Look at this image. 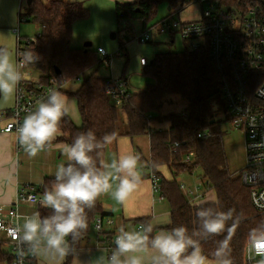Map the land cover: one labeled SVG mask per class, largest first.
Wrapping results in <instances>:
<instances>
[{"label": "trees", "instance_id": "16d2710c", "mask_svg": "<svg viewBox=\"0 0 264 264\" xmlns=\"http://www.w3.org/2000/svg\"><path fill=\"white\" fill-rule=\"evenodd\" d=\"M30 1L24 16L27 22L32 20L41 26L40 33L30 47L37 54L38 60L30 67L39 72L40 81L45 84L55 80L62 87L81 80L78 90L68 93L77 100L81 126H76L68 116L62 118L59 139L71 144L79 132L88 129L95 132L98 139L111 132L117 133L115 139L124 135L131 138L149 137V167L151 172L159 176L160 193L171 207L169 230L180 225L187 227L188 235L200 241L202 254L207 259L216 262L227 259L231 264H245L247 244L264 234V213H259L252 205L250 188L243 184L241 176L232 175L227 168L223 135L219 127L223 122L219 115L225 112V104L208 46L197 51L186 48L179 53L158 54L145 68L154 83L142 92L132 93L119 108L103 91L107 78L98 76L105 59L100 57L98 51L90 48L72 47L73 26L77 21L88 18L90 10L84 3L72 0H48V3L44 0ZM164 3L177 12L190 5L188 0H134L131 4L117 3V23L121 26L122 21L129 23L138 20L147 25L156 21L159 7ZM123 29L132 34L128 26ZM56 70L60 71V75ZM171 96L186 101V109L180 114L161 115L167 98ZM156 122L168 123L169 128H154L152 124ZM200 133L209 136L199 138ZM175 143L180 146L173 153ZM108 146L106 144L89 153L95 167L101 172ZM191 153L194 154L193 162L187 164L184 159ZM71 164L81 172L84 171L75 161ZM163 166L171 171L173 181H168L160 174L158 168ZM196 171L202 173L203 179L214 191L216 203L191 204L186 199L176 178ZM54 183L55 178L46 179L36 192L43 195L45 190L52 189ZM198 208H211L213 213L228 212L231 209V218L225 221V227L219 235H207L205 238L202 221L196 216ZM85 213L87 228L79 230L75 237H66L69 251L64 264H71L74 252L81 249L90 238L96 218H107L100 196L91 209L85 206ZM55 214V210L50 207H40L38 211L41 221ZM136 223L148 228L145 219ZM98 235L107 236L106 241L112 239L110 233ZM222 241L227 245V255L217 257L216 251ZM4 245V242H0V261L8 260L11 263L13 258L4 250ZM190 252L191 248L186 249L184 255ZM28 264H37L36 258H29Z\"/></svg>", "mask_w": 264, "mask_h": 264}, {"label": "built area", "instance_id": "2783aa9c", "mask_svg": "<svg viewBox=\"0 0 264 264\" xmlns=\"http://www.w3.org/2000/svg\"><path fill=\"white\" fill-rule=\"evenodd\" d=\"M190 4L199 3L201 18L195 22H182L176 16L179 12L170 8V14L146 25L143 33L135 39L141 44L152 43L154 35L178 36L188 44L187 48L197 51L208 46L212 66L218 76L221 97L225 104V112L219 115L222 121L229 122L240 131L245 141V166L240 174L242 182L250 188L251 202L259 213H264V0H188ZM20 24L27 22L20 14ZM128 26L121 22V28ZM18 32V30H15ZM18 54L30 49L34 39L22 43L18 37ZM98 53L109 66L112 57L99 48ZM19 55L17 61L19 60ZM141 65L146 67L148 60L141 58ZM28 72L29 78L22 80L16 87V101L11 111L0 112V122H6L2 132L15 137L17 154L25 152L18 143L17 127L29 112L35 111L41 99L53 91H60L55 80L51 84L40 81L31 71L30 65L21 69ZM105 94L117 107L131 97L128 82L121 78H107L103 87ZM209 136L204 133L199 138ZM179 144L172 150L176 153ZM49 149V146H45ZM194 154L187 155L184 162L192 163ZM194 174V173H192ZM149 180L152 190L161 202L164 197L160 193V178L150 172ZM208 187L209 185L206 184ZM201 184L188 187L180 184V189L191 204H199L205 199L206 192ZM42 196L34 186L21 189L17 200L11 208L0 207V234H5L4 244L9 245L10 264H28L29 258H35L30 251L32 244L23 241V228L19 222L27 218L20 214L22 204H33L44 207L40 203ZM9 219L14 220L12 223ZM112 218L98 216L94 230L98 234L105 232V227H113ZM145 226L139 224L141 233ZM67 241V239H66ZM115 244V241H114ZM112 246H108L111 251ZM245 264H264V250L254 247V240L249 241L245 250Z\"/></svg>", "mask_w": 264, "mask_h": 264}, {"label": "clouds", "instance_id": "9594fccd", "mask_svg": "<svg viewBox=\"0 0 264 264\" xmlns=\"http://www.w3.org/2000/svg\"><path fill=\"white\" fill-rule=\"evenodd\" d=\"M19 60L13 62L6 48L0 47V98L7 100L17 85L29 78V73L21 69L36 63L37 54L30 48L19 53ZM75 109V100L69 99L58 90H53L47 99H41L35 111L24 116L22 123L17 127L18 143L30 156L35 157L46 145H51L56 140L62 118L71 116ZM117 136L116 132L106 133L100 139L91 129L79 132L71 144L59 143L56 147L66 155L69 161H75L84 171L81 172L73 164H61L55 172V181L51 190H45L40 203L44 207L55 210V215L39 219L25 220L23 225V241L32 244L31 252L39 254L41 251L47 255L50 264H64L68 255L69 244L66 237L75 235L79 230L87 228L85 206L91 209L96 199L110 190V176L99 171L90 152L111 143ZM140 157L135 154L121 155L119 162L113 161L111 167L119 177V187L112 193L117 202H124L128 195L140 182L137 164ZM211 203L208 201H202ZM196 206V205H193ZM228 212L218 211L213 213L211 208H198L196 216L202 221V228L207 235H219L225 227V221L231 218ZM168 223H171L169 219ZM152 225L145 231L151 233ZM43 233L46 237V247L41 250L38 245V235ZM148 235L125 232L119 230L115 238L114 250L109 264H207V257L202 254L200 241L193 240L188 235V228L180 225L171 231H160L151 238L153 254L148 260L139 255L129 253L144 252L147 249ZM227 245L222 241L216 251L217 257L227 255ZM254 247L264 250V234L255 237ZM191 248L189 255H184L186 249ZM124 259H121V257ZM219 264H231L227 259H220Z\"/></svg>", "mask_w": 264, "mask_h": 264}, {"label": "crops", "instance_id": "0c3cea01", "mask_svg": "<svg viewBox=\"0 0 264 264\" xmlns=\"http://www.w3.org/2000/svg\"><path fill=\"white\" fill-rule=\"evenodd\" d=\"M112 1H115L117 3L120 2L121 4H123L126 2H131L132 0H112ZM82 3H84L85 6L87 7L85 2ZM87 8L89 9V7ZM170 8L171 7H169L168 9L169 12L171 10ZM184 10L185 9L181 10L176 16V18H178L182 22H195L201 18V14H200L199 18L196 19L195 21H185L182 18V14L184 13L183 12ZM156 21L159 20L156 19ZM140 22L142 25V31L137 36H140L143 33L144 29L146 28V24H144V22L142 21ZM128 28H131L130 24ZM131 30L133 33V28H131ZM73 32H74V26H73ZM113 36H115L116 39V35ZM137 36H135V38ZM179 40L182 41L184 46V49L182 51H171V50L166 51V52L179 53L185 51L188 44L178 36L155 34L152 43L166 44L170 48L171 47L174 48ZM72 47H74L73 44ZM90 47H92V45ZM74 48L82 49L80 48V45ZM85 48L87 49V47ZM99 48L101 47H98L97 50ZM166 52H161V53H166ZM140 61H139V65L141 69L145 71V68L150 64V62L148 61L147 66L144 67L141 65ZM109 70L110 72L107 70L101 72L99 68L98 76L101 78H111V77L121 78V79L124 78V77H116L112 73L111 68ZM125 80L128 82V88L132 92V89L130 87V81L128 79ZM153 83L154 81L152 80L148 85ZM68 85H70V83L62 86L60 92L66 95L69 99L75 100L74 112L71 116L68 117L74 122L76 126L79 127L81 126L82 122L77 107V100L75 97L68 94L77 91L78 88L69 89ZM14 105L15 104H13V107L10 108L9 110H3V111H11L14 108ZM5 125L6 122H0V207L4 206L5 208L8 209L14 206L17 197L19 196V192L21 191L22 188L27 186H34L37 190L39 187L43 186L46 179L55 178V172L59 165L64 164L65 166H67L72 161H69L66 155L62 154V152L56 147V145L59 143H66L65 141L59 139L61 136L60 132H58L56 140H54L51 145H46L49 146V149L44 148L35 157H30L26 152H20L19 154H17L15 149V137L13 135H8L2 132ZM152 126L157 129H167L166 128L167 125L165 126L164 123L161 124L156 122L152 124ZM145 140L147 141V143L145 142ZM129 153L138 155L140 157L136 170L141 179L138 185L136 186V188L128 195L126 200L120 203L117 202L115 199H113L112 193L115 192L119 187V182H120L119 177L122 174L117 173L115 169L111 167V165L113 161H116L118 163L121 155H126ZM146 153H148L147 156ZM109 161L110 164L108 170H105L106 163ZM149 164H150L149 137L131 138L129 136L124 135L109 143L107 154L104 160L103 172L109 174L110 176L109 182L111 184V188L108 192L102 193L100 195V200L102 203L103 211L107 215V218H112L114 220L113 227L105 228V232L110 233L112 239L110 241H106L107 236L104 235L100 236L98 235V233L95 232L94 237L90 236V238L83 243L81 249H78L74 252L71 264H109V260L114 250L116 249V244H114V241L116 236L119 235V230L123 228L125 232L139 233L137 230V226L139 224H137L136 222L140 219H145L148 224V227L150 225L153 226L152 233L150 235L146 233L145 231L146 227L141 233H139L140 235L149 236V240L147 242V249L144 252L129 253L127 255L129 256L139 255L142 256L145 260H148L150 258V256L153 254V250L151 249V238L162 230L170 231L169 227L171 223H168V221L169 219H171V207L166 200L160 202L158 200V196L153 193L152 185L149 180V176L151 172ZM158 171L168 181H173L174 179L173 175L166 166L159 167ZM206 191L207 192L205 195V199L203 201L206 200L211 203H216V195L214 191L210 187H207ZM211 193L213 194V196H211ZM204 203L207 202H201L199 204H204ZM39 208H40L39 206L33 204H22L20 206V214L27 217V218H22L19 222L22 228L26 219L34 218L37 216ZM9 220L12 223H14V220L11 219ZM5 240H6L5 234H0V242H4ZM38 245L41 250H43L46 247V237L43 235V233H40L38 235ZM110 245L113 248L111 251L108 250V246ZM4 250L7 253H9L10 252L9 245L5 244ZM34 254L37 264H50L47 255H45L43 251H41L39 254L37 253ZM121 259H124V257L122 256ZM0 264H10V262L8 260H4V261H0ZM207 264H219V262H216L211 259H207Z\"/></svg>", "mask_w": 264, "mask_h": 264}, {"label": "rangeland", "instance_id": "374dc122", "mask_svg": "<svg viewBox=\"0 0 264 264\" xmlns=\"http://www.w3.org/2000/svg\"><path fill=\"white\" fill-rule=\"evenodd\" d=\"M48 3V0H44ZM73 1V0H72ZM78 2H85L90 9L89 17L86 20L77 21L74 25V35L72 44L74 47L80 45V48H85L86 44L91 43L92 50L97 51L101 47L106 53L111 56L112 62L109 66L102 65L101 72L105 70L112 73L116 77H124L130 81L132 93L146 90L148 84L152 79L141 69L139 65L140 58L144 57L149 62H152L156 55L166 51H182L184 49L183 43L179 40L176 46L169 47L166 44H141L135 40V36L142 31L141 22L138 20L130 21V26L133 28V33L128 34L117 23L115 15V4L117 2L112 0H76ZM29 0H0V47L6 48L11 56L13 62L18 58V37L21 38L23 44L30 39H34L41 31V26L29 20L20 24V14H26L28 10ZM126 2L123 4H129ZM120 3V2H119ZM169 5L162 4L158 10L157 20L167 17L169 12ZM201 5L199 3H192L183 11L182 18L185 21H195L201 14ZM204 7H202L203 9ZM128 24V26H129ZM18 30V32H15ZM116 35V39H113ZM159 41V40H158ZM158 43V42H157ZM121 46H124L122 49ZM188 46V45H187ZM33 74L38 77L39 72L35 69L31 70ZM81 80L70 83L69 89L79 88ZM16 101V90L8 97L7 100L0 98V111L9 110L13 107ZM187 107V102L183 101L178 96H171L167 98L166 104L161 110V115H168L170 113H182ZM220 107V105H219ZM166 128L169 124L164 123ZM220 131L223 135V150L226 157V164L229 172L236 177H239L242 169L245 166V141L243 135L235 129L229 122L223 121L220 125ZM147 143V141L145 140ZM148 153H146V156ZM110 161L106 163L105 170H108ZM177 181L183 183L188 187H194L201 184L202 191L205 192L208 187L207 181L203 179L202 173L196 171L194 174H182L178 176ZM211 196L213 194L211 193ZM106 228V227H105ZM91 236H95L93 229Z\"/></svg>", "mask_w": 264, "mask_h": 264}, {"label": "water", "instance_id": "95a60500", "mask_svg": "<svg viewBox=\"0 0 264 264\" xmlns=\"http://www.w3.org/2000/svg\"><path fill=\"white\" fill-rule=\"evenodd\" d=\"M30 3H31V1L29 0L28 4H30ZM113 39H115V36H113ZM91 45H92V44L89 43V44H87L85 47L89 48ZM56 73H57L58 75H60V71H59V70H56Z\"/></svg>", "mask_w": 264, "mask_h": 264}]
</instances>
